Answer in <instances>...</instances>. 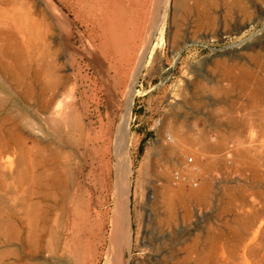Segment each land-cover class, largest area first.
<instances>
[{
  "label": "rangeland",
  "instance_id": "1",
  "mask_svg": "<svg viewBox=\"0 0 264 264\" xmlns=\"http://www.w3.org/2000/svg\"><path fill=\"white\" fill-rule=\"evenodd\" d=\"M7 1L0 27L19 76L8 93L0 87L9 100L0 117H12L28 147L40 142L42 183H26L19 150L2 156L0 264H177L188 225L194 232L202 219L183 193L219 178L233 186L215 193L264 197L239 186L264 183V0ZM30 35L37 53L21 54L16 38ZM31 51L59 64L64 80L48 95L67 116L41 110ZM190 157L199 185H173ZM35 222L43 231L30 252L24 231Z\"/></svg>",
  "mask_w": 264,
  "mask_h": 264
},
{
  "label": "crops",
  "instance_id": "2",
  "mask_svg": "<svg viewBox=\"0 0 264 264\" xmlns=\"http://www.w3.org/2000/svg\"><path fill=\"white\" fill-rule=\"evenodd\" d=\"M239 186L264 188L263 182H240ZM232 187L233 182L205 178V188L183 193L189 207H200L198 230L183 237V254L177 264H264V197L221 195L216 187ZM214 194L208 195L207 193ZM203 213L205 222L203 225ZM192 213L185 210L184 218ZM228 254V255H225ZM195 257H194V256Z\"/></svg>",
  "mask_w": 264,
  "mask_h": 264
},
{
  "label": "bare ground",
  "instance_id": "3",
  "mask_svg": "<svg viewBox=\"0 0 264 264\" xmlns=\"http://www.w3.org/2000/svg\"><path fill=\"white\" fill-rule=\"evenodd\" d=\"M46 1V0H45ZM168 1H170V0H167V2ZM173 1H175V0H173ZM47 2L48 3H50L51 4V2L49 1V0H47ZM177 3H179L178 1H177ZM10 4V2L9 1H7V0H2V2H1V4H0V6H5L3 9H2V11H0V15H2L3 17H4V19H2V17H0V24H5V23H7V21L9 20V15H11V14H9V9H8V5ZM51 6V5H50ZM164 6V5H163ZM51 7H55V6H51ZM166 7V6H165ZM161 8V7H160ZM56 10V9H55ZM162 10V9H161ZM160 10V11H161ZM164 10V9H163ZM165 11V10H164ZM164 11H162V12H164ZM150 13L152 12V10L150 9V11H149ZM149 13V14H150ZM161 13V12H160ZM147 14V13H146ZM149 14H147V15H149ZM163 14V13H162ZM161 14V15H162ZM153 15V14H152ZM163 16H165V15H163ZM160 18V17H159ZM161 19V18H160ZM161 21V20H160ZM14 38H16V37H14ZM12 35H11V33H10V31H9V26H4L3 28H1L0 27V71H2V77H3V79H2V81H1V83H0V87L2 88V90H3V92H7L8 93V82H9V80L12 78V77H10L11 76V73H13L14 74V78H16L17 76H16V74L18 73H16L15 74V72H13V68L11 69V57H12V54H11V45H12ZM16 43L18 44H16V49L18 48V50L20 51V53L22 54V52H21V50H22V48H23V46H26V47H29V48H31L30 50H32V51H34L35 52V46H36V44H38L37 43V41L35 40V38H34V36H29V37H27V38H22L21 40H17V38H16ZM39 43L41 44V42L39 41ZM39 48V47H38ZM40 49V48H39ZM45 49V48H44ZM31 51V54H33L32 56H31V61H32V64H38V66L36 67L37 69L35 70V73H34V77H36L35 79H41V80H43V82H42V84H41V95H39V96H41V98H40V100H39V102H41V104H39V105H41V110H42V108L44 109V110H47L46 112L48 113V114H50L49 115V117H51V118H53V120H56V118L57 117H60V114L62 115V116H65L66 114H65V111H61V110H63V109H61V107L59 106V101H58V103H56L55 105H54V103L56 102V101H54V100H56L55 99V96L56 95H52V93L50 94V96L48 95V92H50V91H55V90H57V89H59V82H60V80H64V79H62L61 78V73H59V64H57V62H50L49 61V58H47V56H48V52H47V54H43V51H42V53H41V55L40 56H35V53H37V51L35 52V53H33ZM45 52L44 53H46V50H44ZM47 55V56H46ZM92 55H94L95 57H97V55H96V53H93ZM23 56V55H22ZM46 56V57H45ZM47 58V59H46ZM28 59V58H27ZM18 61H19V59L17 58V63H18ZM19 64V63H18ZM17 64V65H18ZM28 64V63H27ZM32 64H31V66H32ZM20 65V67L22 66L21 64H19ZM18 65V66H19ZM17 66V67H18ZM27 66V65H26ZM141 66V65H140ZM24 67V66H23ZM114 67V66H113ZM22 68V67H21ZM21 68H20V70H21ZM23 69V74L25 73L26 74V76H28V74H30V73H28L27 74V72H25V70H24V68H22ZM27 71V70H26ZM30 71V70H29ZM30 72H33L32 70L30 71ZM25 74H24V76H25ZM229 74V73H228ZM233 75V74H232ZM16 76V77H15ZM18 76H19V73H18ZM63 76V75H62ZM230 76V75H229ZM236 75H234V77H235ZM1 77V78H2ZM9 77H10V79H9ZM29 77V76H28ZM26 78V77H25ZM29 78H32V77H29ZM28 78V79H29ZM240 78V77H239ZM24 79V78H23ZM37 79V80H38ZM243 79V78H242ZM17 79H15V81H16ZM237 80H239L237 77L234 79L233 78V82L234 81H237ZM251 80H253L254 81V79L252 78V79H250V81ZM29 81V84H31V87L33 86V81H35V80H28ZM30 81H31V83H30ZM248 81V80H247ZM247 81H244V82H246L247 83ZM253 81H251L250 82V84L251 83H253ZM12 82V81H11ZM18 82V81H17ZM26 82V81H25ZM64 82V81H63ZM37 83H39V81H37ZM62 83V82H61ZM61 83H60V85H61ZM239 83H241V82H238V84ZM246 83H245V85H246ZM255 83V82H254ZM253 83V84H254ZM11 84V83H10ZM40 84V83H39ZM63 84V83H62ZM242 85V84H241ZM249 85V84H248ZM256 85V83L254 84V87H251L250 89H252V92H251V94L253 93V88H255V87H257V86H255ZM28 86V85H27ZM27 86H25V87H27ZM30 86V85H29ZM29 86H28V88H29ZM36 86V85H35ZM253 86V85H252ZM28 88H27V90H28ZM246 88H248L247 86H246ZM60 89H62V88H60ZM249 89V90H250ZM258 89V88H257ZM256 90V89H255ZM29 92H30V88H29V90H28ZM27 91V92H28ZM35 92H36V89H35ZM58 92V91H57ZM131 93H133V92H131ZM29 94V93H28ZM27 95V94H26ZM59 95V94H58ZM254 95V94H253ZM252 95V96H253ZM27 96H30V94L29 95H27ZM32 96V95H31ZM31 96L29 97V101H28V103L30 102V100H31ZM131 96H132V94H131ZM251 96V97H252ZM32 97H34V96H32ZM26 98H28V97H26ZM37 99H38V97H37ZM58 99H59V97H58ZM27 100V99H26ZM34 100V99H33ZM32 100V101H33ZM36 100V99H35ZM8 96L7 97H5V98H1L0 99V107H2L3 109H7V103H8ZM33 102H35V101H33ZM33 102H31V103H33ZM36 104H38L37 102H36ZM27 105V104H26ZM31 106H32V104H30ZM30 106V107H31ZM33 108V107H32ZM31 108V109H32ZM63 108V107H62ZM36 109V108H35ZM39 109V108H38ZM26 110H28L27 108H26ZM40 110V109H39ZM9 111H11L10 109H9ZM6 112V111H5ZM129 115V114H128ZM127 115V116H128ZM67 116V115H66ZM30 117V116H29ZM55 118V119H54ZM59 119V118H58ZM58 121V120H57ZM13 122H14V120H12V117L7 113V114H4L2 117H0V129H1V131H3V133H2V135L0 136V165L2 164V162H3V160H2V156L6 153V152H9V151H12V152H17L18 150H19V152L18 153H20V156H21V160L22 161H27V173H28V178H27V180H26V183H31L32 181H33V185L35 186V185H41V177H42V171L40 170L41 169V166H42V158H41V146H40V142H38L37 140H33V146L32 147H28L27 146V144H26V142L23 140L24 138H22V136H21V134H19V133H17L18 131H14V128H16V123L15 124H13ZM56 122V121H55ZM18 124V123H17ZM17 127H18V125H17ZM119 128H120V126H119ZM118 128V129H119ZM117 136V135H116ZM24 137V136H23ZM127 139H128V137H127ZM172 139V138H171ZM26 140V139H25ZM117 140V139H116ZM118 140H119V138H118ZM117 140V141H118ZM28 143V142H27ZM126 147V146H125ZM124 148V147H123ZM125 151H123V153H124ZM34 155V157H32L33 155ZM32 155V156H31ZM123 156V155H122ZM3 166V165H2ZM30 179L32 180L31 182H30ZM52 180H56L55 178H52ZM32 190V189H31ZM115 225V224H114ZM122 227V226H121ZM112 230H113V228H112ZM42 231H43V228L39 225V223L38 222H35L34 224H32L31 226H28V229L27 230H25L24 231V233H25V235H24V238H23V240H25V245L28 247V250L31 252V250L33 249V245L35 244L34 243V241H36V240H38L40 237H41V235H42ZM115 232H113V234H114V236H113V240H115V242H118L119 240H122V238L120 239V237H122L121 236V229L119 228V227H117L115 230H114ZM111 234H112V231H111ZM112 234V235H113ZM123 237H124V235H123ZM34 239V240H33ZM32 240H33V242H32ZM112 240V241H113ZM111 241V242H112ZM120 243V241L118 242V244ZM113 244V243H112ZM121 246V245H120ZM110 247V246H109ZM117 248V246L114 248V249H116ZM120 248V247H119ZM108 252V251H107ZM106 252V253H107ZM111 252V251H110ZM119 252V251H118ZM109 253V252H108ZM112 253H114V252H112ZM120 253V252H119ZM115 254V253H114ZM113 254V255H114ZM118 254V253H117ZM107 256V255H106ZM116 256V255H115ZM110 258H111V255H110ZM114 258V261H115V259H116V257H113ZM111 260H112V258H111ZM119 261V260H118ZM108 262V261H107ZM109 263V262H108ZM105 264V263H104ZM109 264H113V263H111V261H110V263Z\"/></svg>",
  "mask_w": 264,
  "mask_h": 264
},
{
  "label": "built area",
  "instance_id": "4",
  "mask_svg": "<svg viewBox=\"0 0 264 264\" xmlns=\"http://www.w3.org/2000/svg\"><path fill=\"white\" fill-rule=\"evenodd\" d=\"M168 138L171 139L170 135ZM193 161V158L190 157L187 163L183 164L181 167L174 169L171 175V182L173 185L185 184L190 187H197L199 181L197 179L191 178L190 175L186 172L187 165Z\"/></svg>",
  "mask_w": 264,
  "mask_h": 264
},
{
  "label": "trees",
  "instance_id": "5",
  "mask_svg": "<svg viewBox=\"0 0 264 264\" xmlns=\"http://www.w3.org/2000/svg\"><path fill=\"white\" fill-rule=\"evenodd\" d=\"M141 151H142V149H141Z\"/></svg>",
  "mask_w": 264,
  "mask_h": 264
}]
</instances>
